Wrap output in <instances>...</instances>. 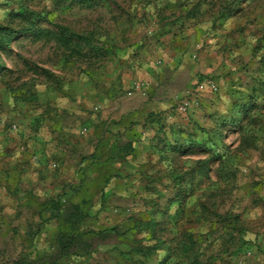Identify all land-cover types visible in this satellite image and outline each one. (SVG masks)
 <instances>
[{"label":"rangeland","instance_id":"rangeland-1","mask_svg":"<svg viewBox=\"0 0 264 264\" xmlns=\"http://www.w3.org/2000/svg\"><path fill=\"white\" fill-rule=\"evenodd\" d=\"M227 5V0H0V25L19 34L0 53L5 68L0 76V264L26 257L45 264L57 227L49 210L55 201L69 202L68 171L59 184L66 190L59 195L45 198L25 181L37 135L56 117L63 128L89 134L103 106L88 85L108 83L124 98H146L141 82L123 91L111 72L121 67L135 72L136 59L160 47L164 41L158 36L166 31L185 44L192 64L183 77L190 85L172 96L170 113L195 115L191 124L202 130L203 140L191 141L186 171L182 160H174L175 183L165 186L169 195L162 200L151 184H143L147 193L140 197L141 186L135 184L138 191L134 188L130 199H96L86 222L104 228L121 217L155 222L154 229L137 236L145 247L163 242L145 264H264V0H247L235 13ZM24 7L72 32L89 33L92 46L58 36L47 23L24 19ZM38 33L41 37L32 36ZM201 84H215L217 90H199ZM223 98L221 108L214 107ZM202 100L214 104L205 111ZM186 101L189 107L179 112ZM248 102L251 106L239 113ZM210 110L216 113L208 120ZM104 250L58 264H108Z\"/></svg>","mask_w":264,"mask_h":264},{"label":"crops","instance_id":"crops-1","mask_svg":"<svg viewBox=\"0 0 264 264\" xmlns=\"http://www.w3.org/2000/svg\"><path fill=\"white\" fill-rule=\"evenodd\" d=\"M168 34L166 31L158 36V40L164 43L157 49L154 47L155 51L136 59L135 72L128 73L125 67L113 68L111 72L119 77V88L123 91L128 90L132 82H141L147 89L146 98H124V95H117L116 87L108 83L102 88L88 85L91 97L103 106L100 117L92 121L89 134L79 136L75 129L63 128L58 123L61 119L56 117V123L50 122V127L37 135L39 144L32 145L27 156L30 158L26 167L30 171L25 177L28 186L38 187L41 193L44 191L42 196L45 198L59 195L66 190L59 184L65 183L68 171L69 177L72 175L68 184L76 186L83 178L93 202L98 198L101 200L102 195L103 199L108 196L130 199L136 194H133L135 184L141 186L139 191L135 188L141 193L140 197L147 193L143 184L154 186L153 194L159 200L169 195L165 186L175 183L174 176L178 171L174 160H182L186 171L193 150L190 143L197 139L202 141L204 135L202 130L193 129L191 119L195 115L187 119V116L170 113L172 96L190 85V79L188 83L183 77L184 73L191 71L192 64L187 58L185 44L173 36V32ZM145 57L149 64L145 63ZM156 61L159 64H153ZM107 76L113 79V76ZM223 101L224 98L222 103L216 100L214 107L221 108ZM202 104L203 110L207 111L214 103L202 100ZM210 111V114H204L208 120L216 113ZM156 115L160 118L159 123L153 119ZM127 146H130L128 154ZM51 164L56 168H51ZM80 198L81 194L73 191L68 196L71 204H77ZM125 221L121 217L111 227L120 226Z\"/></svg>","mask_w":264,"mask_h":264},{"label":"trees","instance_id":"trees-1","mask_svg":"<svg viewBox=\"0 0 264 264\" xmlns=\"http://www.w3.org/2000/svg\"><path fill=\"white\" fill-rule=\"evenodd\" d=\"M246 1L227 0V9L229 12L235 13L240 9L239 5ZM20 15H23L24 19L32 23L44 22L49 24L56 31L57 35L62 38L78 42L86 47L92 46L89 33L78 34L72 32L64 26L52 23L47 19L46 15L34 12L25 7L20 12ZM20 15L17 14L16 17ZM18 35L17 32L8 28V26L0 25V53H6L10 43ZM40 35L41 33L32 36L41 37ZM4 71L5 68L0 64V76ZM44 73L46 72L44 71ZM250 106V102L246 106L242 105L238 109L239 113ZM153 119L156 123L160 122L158 115L154 116ZM129 149L130 146H127V154ZM202 151H205L204 148H202ZM83 176L84 174L82 173ZM71 191L81 194V198L77 204H71L70 199H68L69 202L67 201L68 204L55 201L53 202V210H49L57 218V227L54 232V239H50L53 252H45L44 254V257H46L43 259L45 264H58L64 258L79 259L86 256L90 257L97 253L101 247L105 248V257L108 264H145L144 261L152 256L155 249L163 245L162 241H156L153 246L145 247L143 245L144 240L137 238L141 230L147 227L154 229L155 222H151V220L143 222L141 219L131 216L122 225L108 228L100 227L94 222L87 223V219L92 216L94 202L91 194H89L88 186L84 183V179H80V183L76 186L71 185ZM34 260L26 257L22 258L17 264H32L41 261V258Z\"/></svg>","mask_w":264,"mask_h":264},{"label":"built area","instance_id":"built-area-1","mask_svg":"<svg viewBox=\"0 0 264 264\" xmlns=\"http://www.w3.org/2000/svg\"><path fill=\"white\" fill-rule=\"evenodd\" d=\"M204 88H208L210 91H216L217 87L215 86V84H201L198 89L199 90H203ZM189 107V103L183 102L179 107H178V111L179 112H184L187 108Z\"/></svg>","mask_w":264,"mask_h":264}]
</instances>
